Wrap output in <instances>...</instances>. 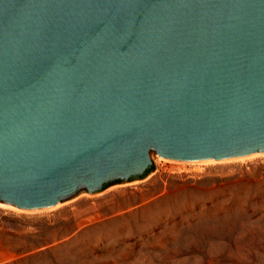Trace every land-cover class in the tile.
Masks as SVG:
<instances>
[{"label":"water","instance_id":"water-1","mask_svg":"<svg viewBox=\"0 0 264 264\" xmlns=\"http://www.w3.org/2000/svg\"><path fill=\"white\" fill-rule=\"evenodd\" d=\"M264 152V0H0V201Z\"/></svg>","mask_w":264,"mask_h":264},{"label":"rangeland","instance_id":"rangeland-1","mask_svg":"<svg viewBox=\"0 0 264 264\" xmlns=\"http://www.w3.org/2000/svg\"><path fill=\"white\" fill-rule=\"evenodd\" d=\"M149 157L54 206L0 201V264H264V152Z\"/></svg>","mask_w":264,"mask_h":264},{"label":"bare ground","instance_id":"bare-ground-1","mask_svg":"<svg viewBox=\"0 0 264 264\" xmlns=\"http://www.w3.org/2000/svg\"><path fill=\"white\" fill-rule=\"evenodd\" d=\"M263 154V152H258V153H254V154ZM254 154H250V155H245L246 157L247 156H252V155H254ZM231 158H235V157H231ZM237 158H243V157H241V156H238ZM224 160V159H223ZM230 160V159H229ZM199 162H202L203 160H198ZM207 161V160H206ZM203 162H205V160L203 161Z\"/></svg>","mask_w":264,"mask_h":264},{"label":"trees","instance_id":"trees-1","mask_svg":"<svg viewBox=\"0 0 264 264\" xmlns=\"http://www.w3.org/2000/svg\"><path fill=\"white\" fill-rule=\"evenodd\" d=\"M149 169H147L146 171H148Z\"/></svg>","mask_w":264,"mask_h":264}]
</instances>
